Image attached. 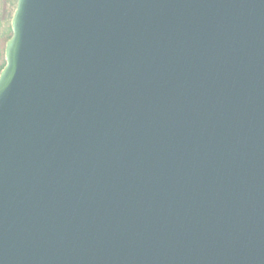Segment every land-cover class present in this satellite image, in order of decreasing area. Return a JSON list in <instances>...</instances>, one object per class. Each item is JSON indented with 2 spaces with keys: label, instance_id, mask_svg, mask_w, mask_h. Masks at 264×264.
Returning a JSON list of instances; mask_svg holds the SVG:
<instances>
[{
  "label": "water",
  "instance_id": "95a60500",
  "mask_svg": "<svg viewBox=\"0 0 264 264\" xmlns=\"http://www.w3.org/2000/svg\"><path fill=\"white\" fill-rule=\"evenodd\" d=\"M0 71V264H264V0H16Z\"/></svg>",
  "mask_w": 264,
  "mask_h": 264
},
{
  "label": "rangeland",
  "instance_id": "374dc122",
  "mask_svg": "<svg viewBox=\"0 0 264 264\" xmlns=\"http://www.w3.org/2000/svg\"><path fill=\"white\" fill-rule=\"evenodd\" d=\"M16 6V0H0V71L4 66V49L7 40L11 36L10 21ZM3 8L6 11L5 18L2 19Z\"/></svg>",
  "mask_w": 264,
  "mask_h": 264
},
{
  "label": "trees",
  "instance_id": "16d2710c",
  "mask_svg": "<svg viewBox=\"0 0 264 264\" xmlns=\"http://www.w3.org/2000/svg\"><path fill=\"white\" fill-rule=\"evenodd\" d=\"M5 16H6V11H5L4 8H3L2 19L5 18ZM4 64H5V61H4Z\"/></svg>",
  "mask_w": 264,
  "mask_h": 264
}]
</instances>
